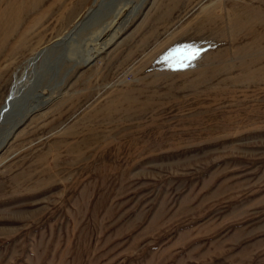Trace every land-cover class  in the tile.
Instances as JSON below:
<instances>
[{
    "label": "rangeland",
    "instance_id": "rangeland-1",
    "mask_svg": "<svg viewBox=\"0 0 264 264\" xmlns=\"http://www.w3.org/2000/svg\"><path fill=\"white\" fill-rule=\"evenodd\" d=\"M94 1L0 0V109L46 96L0 151V264H264V0H115L31 62Z\"/></svg>",
    "mask_w": 264,
    "mask_h": 264
},
{
    "label": "bare ground",
    "instance_id": "bare-ground-1",
    "mask_svg": "<svg viewBox=\"0 0 264 264\" xmlns=\"http://www.w3.org/2000/svg\"><path fill=\"white\" fill-rule=\"evenodd\" d=\"M99 1L100 0H96L94 2V5L96 6L97 3H99ZM108 1H112L113 3L115 2V0H105V2H108ZM110 7L111 6H109L108 8H104L103 7L101 9V11L98 13V15L93 20L97 19L105 10L109 9ZM89 9H90V7L88 8V10ZM87 11L82 16L80 15L81 17L78 20H76V22L72 26V28L70 30L71 32L70 33L68 32L69 34L66 37H68V36L70 37V39L68 40L69 42H72L75 39L74 38L75 35H77L83 29L84 26H86L87 24H89V23H91L93 21L92 19H90L88 22L87 21H84V16L87 13ZM85 22H87V23L84 25ZM106 30H107V26L102 27V28H100V30L95 31V32L92 33V36L90 38L91 42L89 44H87V47H86L87 50L85 49L86 51H83V53H82V55L80 57V62L82 64L87 65V66L88 65H91L93 63L94 59L104 49H106V47H108V44L109 43L111 44V42H108L109 40L107 41V40L104 39V34H105ZM61 37H62V35H61ZM106 37H107V35H106ZM110 37H112L111 38V41H113L114 40L113 39L114 38L113 34ZM57 40H55V41H57ZM68 41H67V43H68ZM65 43H66V41L62 45H64ZM73 50L74 51L75 50L76 51H80V46H75V48ZM36 53H37V51H36ZM45 55L46 54H44V56ZM35 59H32L31 62L32 61L34 62ZM38 73L39 72L36 71V73H35L36 74L35 79L38 77V75H39ZM35 79H33V83L36 84V82H34ZM19 82L20 81H18V80L15 82V84H14V86L12 88V91H11L9 97L7 98V100H9V103L8 104L5 103L3 105V107L0 109V127L2 125H7V127L5 128L6 132L3 134L2 139L0 141V151H1V149L3 147L6 146L5 144L8 142L9 138L11 137V135L13 134V132L17 129V127L30 114L33 113V111L35 110V108L36 109L37 108H40L41 104H43L45 102L46 96L44 95V92L37 90V91H34L32 93L31 86L28 88V89H30V95L28 93L25 94L27 96L23 95V93H21V91L23 92V87H21V85L19 84Z\"/></svg>",
    "mask_w": 264,
    "mask_h": 264
},
{
    "label": "water",
    "instance_id": "water-1",
    "mask_svg": "<svg viewBox=\"0 0 264 264\" xmlns=\"http://www.w3.org/2000/svg\"><path fill=\"white\" fill-rule=\"evenodd\" d=\"M96 1V0H95ZM94 1V2H95ZM112 4H113V2L112 1H108V2H105V0H100L99 1V3H97V5L95 6L94 4H93V6L87 11V13L85 14V16H84V21H89L90 19H94L97 15H98V13L101 11V9L104 7V8H108L109 6H112ZM126 12V11H125ZM125 14V13H124ZM123 17V16H122ZM87 22H85L84 23V25L87 23ZM110 32V31H109ZM69 37V36H68ZM68 37H66V38H63V39H60V40H57V41H55V42H53L52 44H50V45H48L47 47H45L44 49H42L38 54H37V56H36V59H38V58H40V57H42V56H44V54H48V53H50V51H52V50H54V49H56L57 47H59L60 45H62L66 40H67V38ZM45 55V56H46ZM35 59V60H36ZM59 60H60V58H59ZM52 68L53 69H55V70H57L58 69V62H55L54 63V65L52 66ZM51 68V69H52ZM31 88H32V90H39V88L37 89V85L35 86V85H33V82L31 83ZM9 103V100H7L6 101V104H8ZM38 110V108L36 109L35 108V110L33 111V113H35L36 111Z\"/></svg>",
    "mask_w": 264,
    "mask_h": 264
},
{
    "label": "snow or ice",
    "instance_id": "snow-or-ice-1",
    "mask_svg": "<svg viewBox=\"0 0 264 264\" xmlns=\"http://www.w3.org/2000/svg\"><path fill=\"white\" fill-rule=\"evenodd\" d=\"M186 51H189V55H187L183 59L179 60L181 67L190 66L191 61L196 59L201 52L200 49L186 50ZM170 59H172V58L170 57Z\"/></svg>",
    "mask_w": 264,
    "mask_h": 264
}]
</instances>
